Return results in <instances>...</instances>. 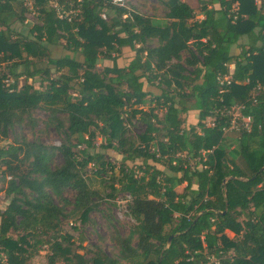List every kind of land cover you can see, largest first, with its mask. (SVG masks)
Segmentation results:
<instances>
[{
    "label": "trees",
    "instance_id": "16d2710c",
    "mask_svg": "<svg viewBox=\"0 0 264 264\" xmlns=\"http://www.w3.org/2000/svg\"><path fill=\"white\" fill-rule=\"evenodd\" d=\"M198 1L201 19L162 0L157 20L60 0L69 20L50 0H0V144L36 110L60 138L0 145V264H264V0ZM235 107L248 129H229ZM96 184L135 222L111 257L62 230L90 221Z\"/></svg>",
    "mask_w": 264,
    "mask_h": 264
},
{
    "label": "rangeland",
    "instance_id": "374dc122",
    "mask_svg": "<svg viewBox=\"0 0 264 264\" xmlns=\"http://www.w3.org/2000/svg\"><path fill=\"white\" fill-rule=\"evenodd\" d=\"M197 12V19H201L202 16L198 12L199 1L198 0H184ZM162 0H126L125 7L130 8L133 11H137L140 14L146 15L153 19L162 20L165 15V9L161 4ZM34 23L32 14L27 15L26 26L31 27ZM245 43V39L242 41ZM233 54H238L239 48L233 46L231 49ZM97 70L100 71V65ZM37 86L38 83L35 82ZM32 118L35 120L36 125L34 128H30L28 125L20 127L16 126L8 133V140L4 143H9L19 137H23L29 141L38 140L45 145H60V138L55 133L52 127L47 125L48 116L42 110H36L32 113ZM143 128L139 124L130 128V133L139 135ZM100 142V140H98ZM56 163H60V157H56ZM1 187V185H0ZM99 191L100 199L96 200L98 209L90 214V221L82 223L79 217L69 218L62 222V230L64 233H68L73 237V243L75 247L82 246L86 250H90L92 246L97 245L102 248V251L108 255H114V245L110 239L112 232H116L118 235L126 236L130 228L135 224L127 214L128 196L124 194H116L113 196L108 195L109 191L95 185ZM183 186L178 187V192L182 191ZM7 201L3 198V194H0V210L4 209ZM73 224V226L70 225ZM229 238H233V234H228ZM102 239V240H101ZM82 251V250H80ZM45 256V255H44ZM42 256V263L46 264V260Z\"/></svg>",
    "mask_w": 264,
    "mask_h": 264
},
{
    "label": "built area",
    "instance_id": "2783aa9c",
    "mask_svg": "<svg viewBox=\"0 0 264 264\" xmlns=\"http://www.w3.org/2000/svg\"><path fill=\"white\" fill-rule=\"evenodd\" d=\"M67 3V0H65ZM80 1V0H77ZM51 2V6L52 8L56 11V13L59 15V17L61 18H66L70 20L69 15L71 13H79L78 9H72L68 12L65 11V4L60 3V0H50ZM110 2L118 7H125V2L126 0H110ZM29 4V2H28ZM102 19H106L105 15H101ZM229 70L230 72L233 70V65L229 66ZM224 80L227 81V83H229L230 81V77H225ZM231 112V116H232V120H231V124H230V128L229 129H239L240 127H243L245 129L249 128V118H242L241 114L239 112L238 108H232ZM240 120V121H239ZM71 226H73L72 223H70Z\"/></svg>",
    "mask_w": 264,
    "mask_h": 264
},
{
    "label": "crops",
    "instance_id": "0c3cea01",
    "mask_svg": "<svg viewBox=\"0 0 264 264\" xmlns=\"http://www.w3.org/2000/svg\"><path fill=\"white\" fill-rule=\"evenodd\" d=\"M231 233L229 231H226L225 234L228 236V234ZM232 234V233H231ZM229 237V236H228ZM46 254V251H42L40 252L39 256H37L36 258H34L32 260V262L30 264H41L42 263V260H41V257L44 256Z\"/></svg>",
    "mask_w": 264,
    "mask_h": 264
},
{
    "label": "water",
    "instance_id": "95a60500",
    "mask_svg": "<svg viewBox=\"0 0 264 264\" xmlns=\"http://www.w3.org/2000/svg\"><path fill=\"white\" fill-rule=\"evenodd\" d=\"M172 237H173V236H171V237L168 238V240H167V247L170 246V243H171V239H172ZM160 260H161V258H160ZM158 264H160V262H159Z\"/></svg>",
    "mask_w": 264,
    "mask_h": 264
}]
</instances>
